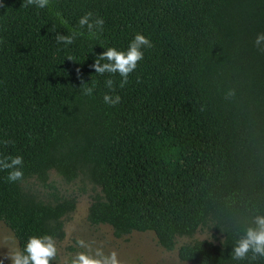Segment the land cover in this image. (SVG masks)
I'll return each instance as SVG.
<instances>
[{
	"label": "trees",
	"instance_id": "1",
	"mask_svg": "<svg viewBox=\"0 0 264 264\" xmlns=\"http://www.w3.org/2000/svg\"><path fill=\"white\" fill-rule=\"evenodd\" d=\"M39 3L0 6V157L23 158L20 181L8 183L0 170V221L18 247L30 234H64L75 198H44L28 186L32 179L48 186L53 170L66 182L91 184L87 220L110 225L116 237L152 231L171 250L178 237L209 226L221 239L180 244L181 261L249 264L228 255L254 216L264 215V51L253 44L264 32V0ZM88 11L93 16L81 25ZM95 16L104 23L95 25ZM89 23L99 31L94 37ZM135 32L153 46L124 87L118 74L93 72L105 47L125 48ZM93 81V93L82 94ZM105 93L118 94L119 103L106 104Z\"/></svg>",
	"mask_w": 264,
	"mask_h": 264
},
{
	"label": "clouds",
	"instance_id": "2",
	"mask_svg": "<svg viewBox=\"0 0 264 264\" xmlns=\"http://www.w3.org/2000/svg\"><path fill=\"white\" fill-rule=\"evenodd\" d=\"M35 0H25V7L34 5ZM0 6H3V0H0ZM44 7V0H40L37 8ZM91 11L85 12L79 17V23L85 24L89 17H92ZM55 17L60 24H66V20L60 16L59 11ZM104 20L100 16H95V25H101ZM99 33L92 23L88 24L87 34L94 37ZM77 35H82L77 32ZM57 40H65L66 43H72V36H60L56 33ZM254 46L258 51H264V32H258L253 40ZM152 41L141 32H135L128 41L125 48L107 46L104 51L100 52L93 60V72L98 75L118 74L120 77L119 87H124L128 83L129 73L137 68V62L142 61L144 50L151 48ZM71 59V58H69ZM104 85L109 90L113 89V80L106 78ZM95 88V81L90 85L85 84L82 88V94L91 95ZM234 95L233 90L229 89L226 98ZM103 101L109 105L119 103L121 97L116 94L110 95L105 93ZM8 143V141H4ZM0 170H7L6 180L8 183L20 181L23 178V158L21 155H5L0 157ZM76 244L83 249L78 251L66 264H121L115 251L105 252L101 247H93L91 242L78 238ZM57 242L53 235L46 232L30 234L24 240L22 247H13L10 252L3 258H0V264H4L7 259L9 264H50L57 256ZM231 261L240 262L264 259V215L257 214L253 218L252 225L246 227L231 244L228 255Z\"/></svg>",
	"mask_w": 264,
	"mask_h": 264
},
{
	"label": "rangeland",
	"instance_id": "3",
	"mask_svg": "<svg viewBox=\"0 0 264 264\" xmlns=\"http://www.w3.org/2000/svg\"><path fill=\"white\" fill-rule=\"evenodd\" d=\"M48 186H43L35 180H30L28 186L35 189L44 198L52 199L51 194L56 193L62 197H74V209L63 217L64 234L57 242L56 260L66 263L78 251H83L77 244L78 238L91 242L93 247H101L107 253L115 251L121 264H189L181 261L177 256L180 244L194 239H211L218 242L221 237L209 226L197 229L192 237H178L171 250L160 246L152 231H132L121 237L113 234L108 224H91L87 220V209L94 190L86 180L76 179L66 182L55 171L49 172ZM18 242L8 226L0 221V258L7 255ZM4 264H9L4 259Z\"/></svg>",
	"mask_w": 264,
	"mask_h": 264
}]
</instances>
